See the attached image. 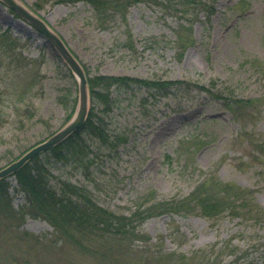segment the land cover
<instances>
[{"label":"rangeland","instance_id":"374dc122","mask_svg":"<svg viewBox=\"0 0 264 264\" xmlns=\"http://www.w3.org/2000/svg\"><path fill=\"white\" fill-rule=\"evenodd\" d=\"M16 1L63 38L90 76L215 83L224 94L217 101L175 88L155 100L143 87L115 89L112 111L95 104L110 138L87 140L91 162L43 157L54 188L73 184L130 215L187 198L200 184L215 194L217 181L231 182L252 189L264 208V63L256 64L264 61V0H207L214 4L210 20L209 8L195 5L201 0H139L105 23L85 0H38L37 9L35 0ZM78 95L76 76L52 41L0 0V169L62 129ZM234 98H258V106L236 111L227 103ZM8 181L14 208L23 209L16 177ZM199 204L191 201L194 213L136 221L142 237L122 251L119 244L97 249L105 259L68 242L51 244L55 228L41 217L27 213L12 225L0 215V264L7 256L10 264H264V224L255 212L207 217Z\"/></svg>","mask_w":264,"mask_h":264},{"label":"trees","instance_id":"16d2710c","mask_svg":"<svg viewBox=\"0 0 264 264\" xmlns=\"http://www.w3.org/2000/svg\"><path fill=\"white\" fill-rule=\"evenodd\" d=\"M56 2L75 3L80 0H55ZM91 4L98 14L99 22H109L110 12L126 13L132 2L139 0H85ZM196 0H191L195 3ZM183 3V2H181ZM196 6L209 8L207 15L210 20L214 13V4L207 0L195 3ZM34 7L40 8L41 4L35 0ZM34 8V9H35ZM108 16V18L106 17ZM134 45V44H132ZM134 47V46H133ZM259 62V63H258ZM256 61V64H262L264 61ZM259 69L264 66H258ZM90 87L91 103L89 116L86 123L69 136L66 140L56 145L52 149L34 157L31 161L21 167L13 176L16 177L18 183V192H22L26 198V205L18 211L12 204L9 195L11 187L8 178L0 179V215L2 218H9L12 225L25 218L27 213L35 217H41L47 220L55 228V239H48L50 243L60 241L61 245H77L85 250L88 254L99 255L100 259L106 257L107 252H97L101 247L119 244L120 251L127 249L134 239L142 237L137 227L147 217L156 213L164 214L166 212H187L194 213L195 207L191 206V201H195L196 205L200 203L198 213L210 217L227 210L238 216H246V213L255 212L258 215L256 222L264 224V208L261 207L253 196V190L238 186L231 182H218L221 187L219 193L211 194L204 184H200L187 198L182 200H171L162 203H152L142 210H135L130 215L117 214L109 210L95 200L80 192L73 184H66L57 190L51 185L50 171L46 166L43 157H54L62 160L74 159L78 164L91 162V152L88 150L87 140L109 142L108 123L105 117L95 112V104L102 106V112L109 113L113 110L117 98H113L112 92L116 89L118 92L128 93L136 87L145 88L151 96L158 100L170 94L171 90H183L182 94L205 93L211 94L214 100L220 101L224 94L215 92V83L211 88L210 85L197 82L171 81L164 79H151L126 75L112 74H96L89 75V69L84 64ZM189 100L192 97H187ZM258 98H234L227 101L229 105L236 111L240 110L244 104L257 108ZM145 101V99H143ZM144 104V102H142ZM78 97L75 99L72 111L68 117L71 119L76 111ZM222 193V194H221ZM27 208V210H26ZM8 215L7 217L3 215ZM138 222L136 225L135 222ZM10 229V224H8ZM4 229V225L0 226V232ZM5 231V230H4ZM6 232V231H5ZM32 236L29 232H25ZM68 242V243H67ZM87 243V244H86ZM103 248V249H104ZM122 249V250H121ZM103 251V250H102ZM116 250L109 252H114ZM105 257V258H104ZM5 258V264H10ZM24 264H35L29 259L22 260ZM38 264H53L52 262H40ZM198 264H205L198 262Z\"/></svg>","mask_w":264,"mask_h":264},{"label":"water","instance_id":"95a60500","mask_svg":"<svg viewBox=\"0 0 264 264\" xmlns=\"http://www.w3.org/2000/svg\"><path fill=\"white\" fill-rule=\"evenodd\" d=\"M3 2L15 10L24 19L31 22L44 36L52 41L57 51L75 74L79 87V95L77 109L72 119L62 129L48 137L43 142L30 148L17 160L0 169V179L17 172L31 159L60 144L79 130L88 118L91 105L89 81L86 71L80 60L68 47L63 38L50 29L44 21L35 16L32 12L28 11L16 0H3Z\"/></svg>","mask_w":264,"mask_h":264}]
</instances>
